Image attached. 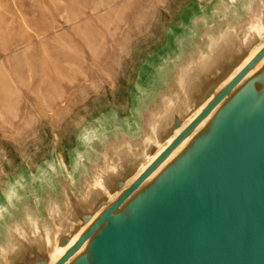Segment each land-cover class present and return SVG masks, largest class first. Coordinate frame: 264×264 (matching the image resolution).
Listing matches in <instances>:
<instances>
[{
  "label": "water",
  "instance_id": "95a60500",
  "mask_svg": "<svg viewBox=\"0 0 264 264\" xmlns=\"http://www.w3.org/2000/svg\"><path fill=\"white\" fill-rule=\"evenodd\" d=\"M190 27L204 40L173 87L56 194L14 209L0 264H264V0Z\"/></svg>",
  "mask_w": 264,
  "mask_h": 264
},
{
  "label": "rangeland",
  "instance_id": "374dc122",
  "mask_svg": "<svg viewBox=\"0 0 264 264\" xmlns=\"http://www.w3.org/2000/svg\"><path fill=\"white\" fill-rule=\"evenodd\" d=\"M194 1L0 0V240L173 87Z\"/></svg>",
  "mask_w": 264,
  "mask_h": 264
},
{
  "label": "crops",
  "instance_id": "0c3cea01",
  "mask_svg": "<svg viewBox=\"0 0 264 264\" xmlns=\"http://www.w3.org/2000/svg\"><path fill=\"white\" fill-rule=\"evenodd\" d=\"M229 2H237L242 6L245 3V0H195L191 4V8H186L185 12H182V20L183 16H186L190 19V21H195L200 18H208L216 15L218 11H221Z\"/></svg>",
  "mask_w": 264,
  "mask_h": 264
}]
</instances>
